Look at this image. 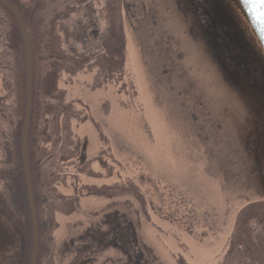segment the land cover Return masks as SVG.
<instances>
[{
    "label": "flooded vegetation",
    "instance_id": "obj_1",
    "mask_svg": "<svg viewBox=\"0 0 264 264\" xmlns=\"http://www.w3.org/2000/svg\"><path fill=\"white\" fill-rule=\"evenodd\" d=\"M73 3L70 14H82L69 33L66 28L60 32L62 42L77 54L93 45L94 52L107 51L88 69L83 68L84 58L75 62L78 71L57 73L52 91L61 96L62 86L67 89L61 118L68 115L65 122L72 136L60 140L54 163H45L51 172L40 175L39 185L31 168L39 229L36 264H164L158 259L159 246L154 251L143 235L145 217L153 221L148 220L162 248H171L169 256L174 241H180L182 248H175L174 255L187 264H224L233 252L243 263L264 264L263 197L222 160L215 149L222 140L218 134L214 139L207 135L202 125L210 116L198 108L215 105L223 85L254 88L264 102V61L239 12L227 0ZM110 9L119 16L122 54L113 58L117 67L109 69ZM47 61L62 63L65 58L50 55ZM100 61L107 63L105 69L96 66ZM129 64L131 78L125 73ZM210 66L216 72L212 78ZM64 76L81 81L74 84L95 95L96 102L89 95L71 94L68 87L73 85ZM127 111L137 112V120L127 121ZM110 113L116 118H109ZM126 125L145 130L148 143L162 144L170 167L172 145L180 148L176 157L185 168L180 184L171 181L174 168L166 165L163 177L143 168L126 148ZM154 129L160 130L159 137ZM2 183L0 264H30L32 225L25 180L24 186L14 185L11 172L0 175ZM130 198L134 209L126 208Z\"/></svg>",
    "mask_w": 264,
    "mask_h": 264
},
{
    "label": "rangeland",
    "instance_id": "obj_2",
    "mask_svg": "<svg viewBox=\"0 0 264 264\" xmlns=\"http://www.w3.org/2000/svg\"><path fill=\"white\" fill-rule=\"evenodd\" d=\"M18 1V0H15ZM22 4L29 6L28 0H20ZM72 1V4H70ZM44 0L43 5L45 6V11L40 13L38 18H28L26 17V22H24L26 29L31 37L32 45H33V100H32V128H30V164L32 169L34 170V184H40L41 174L46 172L50 173L49 167L45 164L48 161H52L54 163L55 157L54 153L56 152L60 140L62 138L69 139L72 136L70 132V128L67 121L68 115L66 118L62 119L63 116V104L62 99L64 87L62 86L61 96L54 93L55 85L57 83V73L60 71H64L67 73H74L79 70L76 67L75 62H78L82 59H86V65L83 67L84 69L90 68L93 63V59L96 60L103 55L106 54L107 49H105L104 53L99 51H95L96 45L91 47V51H87V53H82L78 51V54L74 52L72 47L68 46V44H64L61 40L60 32L65 28L68 33L71 30L72 26L75 23V20H79L82 13L78 14L76 18L71 13L70 6H72L74 0ZM82 0H78L80 3ZM114 0H110L112 2ZM19 3V2H18ZM111 7V5H109ZM111 10L112 17V28L110 30L109 35V43H110V66L108 68L116 66L115 60L113 58H117L122 54V47H119L120 35L118 32L117 20L119 16L116 11ZM3 10H0V14L2 19L1 21L6 19V13ZM50 12V13H47ZM54 13V15H53ZM11 14V13H10ZM46 21L45 25H39L40 20ZM10 20V17H9ZM97 19L95 18V21ZM84 24V21L79 23V25ZM18 28V27H17ZM4 31L0 27V39L1 35H3L4 42L1 46L0 42V128L5 133L3 135L0 134V175L4 173H11L14 167V157H13V139L12 133L16 128L17 120L20 116L21 104L24 98L25 88L24 79H25V62H24V49L20 50L18 45L16 44L17 34L11 30L9 25H5L3 27ZM48 35V38L45 39V35ZM101 36V35H100ZM105 38L107 39V34L104 33ZM44 43V44H43ZM53 55L58 58H65V61L62 63H54L47 61V58ZM78 59V60H77ZM97 67L105 69L107 63L104 64L100 61ZM107 71V70H104ZM110 71V70H109ZM50 72L53 73V76L50 75ZM117 69L115 68V73ZM134 72L132 64L127 65L125 68L126 77L131 78ZM87 73V72H86ZM65 81L68 83L71 82L73 87L69 88L70 93L75 96L89 95L93 103L96 102L97 97L92 95L89 92H86L84 88L80 85L76 86L74 84L76 80L75 78L71 80L68 76H64ZM61 79V80H62ZM81 82V81H79ZM144 82V81H143ZM86 82L83 81V84ZM104 97H101V100H105L107 97L104 93H101ZM113 99V98H112ZM113 104V103H111ZM116 105L115 103L111 106ZM115 108V107H114ZM117 108V107H116ZM131 110H133L131 108ZM82 112V111H81ZM80 112V115L83 116V113ZM17 113V114H16ZM68 112H66L67 114ZM137 112L127 111L126 117L127 121L130 119L137 120ZM19 115V116H18ZM116 118V116L110 117ZM83 120V119H82ZM85 131V130H84ZM145 130L143 129H134L129 125L125 127V135H126V148L134 153L135 156L139 158V162H141L144 169L147 171H151L153 174L158 176H164L166 171L164 168L167 163L165 162L164 156V146L160 143H148V139L146 135L143 133ZM151 133V130H149ZM158 132L160 130L154 129V134L156 137H159ZM164 133V129L162 130ZM152 135V133H151ZM162 135V134H161ZM175 135V134H174ZM153 136V135H152ZM172 145V144H171ZM173 150L171 149L173 156L169 157V161H173V167L168 166V169L174 168L176 176H173L171 179L176 180V184H180L179 180L181 179V170H184V165L181 163L182 160L179 157H176V154L179 152L180 148L178 146L172 145ZM178 147V149H177ZM130 154V152H129ZM131 155V154H130ZM52 162L50 163L51 167ZM46 165V167L44 166ZM230 165V164H228ZM148 171V172H149ZM234 171L238 173L237 170ZM131 174V172H129ZM132 175V174H131ZM49 180H52L51 177H47ZM199 183V180L196 181ZM52 184V183H49ZM205 184V188L208 189V182H202ZM53 185V184H52ZM3 186V183L0 185V188ZM20 187V185H19ZM1 190V189H0ZM50 190H53L50 188ZM98 192V191H97ZM55 193V190H54ZM100 195L103 194V191L98 192ZM128 197V196H127ZM126 208H135L136 203L133 199H129L126 201ZM153 223L150 217L148 219L145 217L142 219L143 221V235L146 238L148 244H152L154 247V251L156 250V246H159L158 259L159 261L164 262V264H187V260L182 258L180 255H174V249L179 247L182 248L180 241H174L172 247V256H169L170 249L162 248L160 242L158 241V237L156 233L152 230L151 225H149V221ZM30 228V227H29ZM53 228H51L52 232ZM29 255H30V237H29ZM163 250V251H162ZM160 251V252H159ZM235 259L232 264H247V262L243 263L240 258L232 253ZM227 262V261H226ZM43 261L40 260V264ZM197 264V263H193ZM221 264V263H220ZM225 264V263H224Z\"/></svg>",
    "mask_w": 264,
    "mask_h": 264
},
{
    "label": "water",
    "instance_id": "obj_3",
    "mask_svg": "<svg viewBox=\"0 0 264 264\" xmlns=\"http://www.w3.org/2000/svg\"><path fill=\"white\" fill-rule=\"evenodd\" d=\"M239 12L248 27V35L262 60L264 61V0H227ZM15 18L22 35L25 58V112L21 133V162L25 185L27 188L32 225V256L30 264H36L39 249V229L37 211L33 193L32 176L29 160V131L33 100V49L22 17L13 3L0 0ZM242 91L233 87L223 107L217 100L215 105L204 108L198 105L200 111L209 115L205 127L209 137L214 139L219 135L222 143L215 146L222 160L232 165L244 177L245 182L264 200V107L254 88H243ZM240 100L244 107L235 100Z\"/></svg>",
    "mask_w": 264,
    "mask_h": 264
},
{
    "label": "trees",
    "instance_id": "obj_4",
    "mask_svg": "<svg viewBox=\"0 0 264 264\" xmlns=\"http://www.w3.org/2000/svg\"><path fill=\"white\" fill-rule=\"evenodd\" d=\"M11 1L19 10L22 18H24L26 20V17L28 18H35L39 16L40 13H43L45 10V6L43 5V1L44 0H28L29 2V6L25 4H22V2L20 0L15 1V0H9ZM19 2V3H18ZM0 10H3L6 13L7 18L4 20H0V27L1 29L4 31L3 27L5 25H9L11 27V30L13 32H15L17 34V39L18 41H16V44L18 45V47L20 48V50L23 51V44H22V38H21V34L17 28V24L13 18V16L10 14V12L8 10H6L2 5H0ZM3 12V13H4ZM10 17V20H9ZM0 19H2L1 14H0ZM46 21L44 20H40L39 21V25H45ZM2 41V42H1ZM1 46L4 42V38L3 35H1ZM117 67V66H114ZM112 68V67H111ZM23 87L25 88V79H24V85ZM24 111H25V92H24V98L21 104V111H20V116L17 120V124H16V128L13 130L12 133V139H13V157L15 160L14 163V167L12 170V178H13V184L16 186H24V178H23V172H22V163H21V153H20V141H21V131H22V126H23V121H24ZM17 114V113H16ZM32 118V117H31ZM30 128H32V119H31V125ZM0 134L3 135L5 134L1 128H0ZM32 168V167H31ZM30 227V226H29ZM30 243H31V239H30ZM233 259L232 256L230 257V259L225 263V264H232L233 263Z\"/></svg>",
    "mask_w": 264,
    "mask_h": 264
},
{
    "label": "bare ground",
    "instance_id": "obj_5",
    "mask_svg": "<svg viewBox=\"0 0 264 264\" xmlns=\"http://www.w3.org/2000/svg\"><path fill=\"white\" fill-rule=\"evenodd\" d=\"M211 66H210V71H209V74L211 73ZM214 73H213V75L212 76H210L211 78L212 77H214L216 74V72L214 71V70H212ZM204 88H206L205 86H203ZM203 87H201L200 89H203ZM234 89H236L237 91H238V89H237V87L236 86H232ZM249 87V86H248ZM229 91L230 92H233V89L232 88H230V87H228L227 85L225 86V85H223L222 87H221V91L219 92V94L217 95V97H216V101L218 100V102L219 103H221L220 104V107H223L224 105H227L226 104V102H227V100L228 99H230L231 100V96H230V94H229ZM240 91H242V90H240ZM257 96H258V98L261 100V96H260V91H257ZM261 102H262V108L264 107V102H263V100H261Z\"/></svg>",
    "mask_w": 264,
    "mask_h": 264
}]
</instances>
